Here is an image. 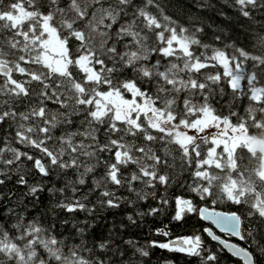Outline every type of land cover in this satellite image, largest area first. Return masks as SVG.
<instances>
[{"label": "snow or ice", "instance_id": "1", "mask_svg": "<svg viewBox=\"0 0 264 264\" xmlns=\"http://www.w3.org/2000/svg\"><path fill=\"white\" fill-rule=\"evenodd\" d=\"M0 264H264V0H0Z\"/></svg>", "mask_w": 264, "mask_h": 264}, {"label": "trees", "instance_id": "2", "mask_svg": "<svg viewBox=\"0 0 264 264\" xmlns=\"http://www.w3.org/2000/svg\"><path fill=\"white\" fill-rule=\"evenodd\" d=\"M174 233H181L183 231V229L181 228H175L172 230Z\"/></svg>", "mask_w": 264, "mask_h": 264}]
</instances>
